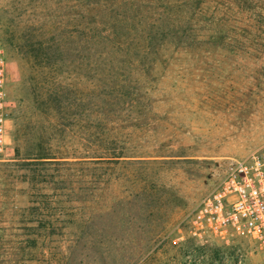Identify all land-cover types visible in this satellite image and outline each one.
Instances as JSON below:
<instances>
[{"label":"rangeland","instance_id":"obj_1","mask_svg":"<svg viewBox=\"0 0 264 264\" xmlns=\"http://www.w3.org/2000/svg\"><path fill=\"white\" fill-rule=\"evenodd\" d=\"M74 1L0 0L9 133L0 156V264H264L253 241L235 238L226 246L208 236L197 243L188 222L233 160L264 154V0H252L259 7L250 5L240 24H229L227 41L209 52L194 40L171 47V33L152 31L153 44H163L143 57V67L128 64L131 48L97 35L115 26V35L126 32L139 43L135 29L122 31L113 19L106 24L115 17L108 6ZM175 1L136 0L138 7L149 4L151 14L141 9L137 16L142 12L159 27H185L192 2L170 17L159 7ZM190 21L205 25L196 14ZM145 69L149 83L135 82ZM124 78L139 94L130 105L104 104L97 96L76 105L84 90L124 84ZM60 101L68 106L64 117ZM91 104L107 118L102 142L75 117L79 108L85 118ZM41 139L59 156L51 165L21 155ZM122 142L134 157L89 161L100 144Z\"/></svg>","mask_w":264,"mask_h":264},{"label":"trees","instance_id":"obj_2","mask_svg":"<svg viewBox=\"0 0 264 264\" xmlns=\"http://www.w3.org/2000/svg\"><path fill=\"white\" fill-rule=\"evenodd\" d=\"M86 0H75V5H88L90 6L93 2L94 4H97L100 9L101 5L103 8L105 6H108V8L112 9L114 11L115 17L113 16L108 17V21H106V24L109 23L110 20L117 21L122 27V31H133L135 29L136 34L138 37H140V41H137L139 43H134L133 38H129L125 36L126 32L121 34L120 36H117V30L115 31V26L111 27H105L104 29H101L97 35H100V38H103V40H106L108 42H111L113 45H121L123 49L125 48L129 51L131 48V60L128 61V64H136L143 67L145 63L143 62V57L146 58V56L150 55L152 52L155 53L156 50H154L157 47H161L163 42L161 43H155L153 44V40H155L154 35L152 34V31L154 34L160 35L161 37L163 33L167 30L170 35V43L171 47H179L180 43L182 41L187 40L188 42H193L192 40L197 42V44H205L207 45L205 50L203 51H211L208 46H213L220 44L221 42H226L228 37V26L229 24H240L242 22V16H248L249 13V7L250 5H254L255 7H259L258 2H255V4L252 3V0H178L175 1L173 4L170 3H163L159 4V7H162L166 14L169 16L172 14L171 12L175 9L177 11H183L185 8L188 7L189 3L192 2V16L197 15L200 20L205 23V25L200 24H192L191 19L192 16L189 18H186L189 22L185 25V27H181L179 29H174V27L171 26V24H162L160 27L158 25L148 24V22L145 21V19L148 18L147 16H144L142 12L138 15V12L141 9L147 10V13L150 14L149 11V4H140V7L137 6L136 0H89L87 3ZM96 1V2H95ZM156 0H149V2H153ZM159 1V0H158ZM148 3V2H147ZM101 4V5H100ZM161 5V6H160ZM144 7V8H143ZM191 11V12H192ZM170 17V16H169ZM106 17H104V20ZM130 19H136V24H128V21H131ZM175 21V20H173ZM124 24V25H123ZM154 27L158 28V30H154ZM165 27V28H162ZM94 26L87 27V30H89L90 33L89 36L94 37ZM161 28V29H159ZM104 34H103V32ZM139 31L140 34L137 33ZM147 31V32H146ZM120 32V31H119ZM167 34V33H165ZM125 37L127 40L122 42L121 40H117L119 37ZM163 36V37H167ZM158 37V38H159ZM112 38L114 40H112ZM167 38H164L166 40ZM198 39V40H195ZM199 47L198 45H196ZM187 48V47H186ZM164 49V48H163ZM43 53L47 56V59L49 58V46H46L42 49ZM134 50V52H133ZM54 67H57L59 65L58 62H53ZM52 64V65H53ZM147 73L146 69L143 71V74L137 78L135 82H142L143 85L146 83H149V80H147ZM124 84H116L110 87L101 88L99 90L91 89L87 92L85 90L80 93L79 96H76V100L78 103L76 105L82 106L83 102H85V99L90 98L91 100L97 97H101L100 101L104 104H107L109 102H112L113 100H121L123 103H127L130 105L131 103L135 102L136 96L139 95L138 92L132 91V87L127 86L131 81L129 79L124 78L121 80ZM42 94L47 95L49 93L48 84L47 86H43ZM55 92V91H54ZM58 95L59 93L56 92ZM145 94V93H143ZM148 98H144V100H147ZM62 101V100H61ZM59 102V105L57 106V112L58 115L61 114L63 117L65 113L67 112L68 106L67 103ZM76 107V106H75ZM85 108V105L83 106V109ZM100 107L94 106V104H91L87 108H85V111L87 114H85V118H81L82 113L79 110V108H76V116L77 119H83V121L86 122L87 125V133L90 134V138L93 136H98L99 141L102 142V133H104V130L106 131V122L107 118H100L98 113H100ZM41 112H44L45 110H40ZM62 118V117H60ZM62 128L65 127V124L61 126ZM13 135V141L14 143L20 138L19 130L16 131ZM44 139V138H43ZM39 140V143H37V146L32 151H36L35 153H32V151L27 153H22L21 155H29L24 156V159H31L36 158L38 163H35V165H51L54 158L59 157L56 155V153H51L49 151V148L46 146L47 142L45 140ZM113 139V138H112ZM116 140V139H115ZM111 143V142H110ZM101 150L99 152H95L93 155H89L91 159L95 160H89L92 163L100 164V163H109V164H116L118 161H126L124 160L127 157H134L135 155H128V152L126 151V146L123 144V142L117 146H102L100 144ZM19 152V149H17ZM98 153V154H97ZM61 157V156H60ZM63 164H69L70 161H64ZM123 163V162H122ZM43 177V176H41ZM42 179V178H41ZM40 179V180H41ZM43 181V180H42ZM82 228V225L80 226Z\"/></svg>","mask_w":264,"mask_h":264},{"label":"built area","instance_id":"obj_3","mask_svg":"<svg viewBox=\"0 0 264 264\" xmlns=\"http://www.w3.org/2000/svg\"><path fill=\"white\" fill-rule=\"evenodd\" d=\"M3 64L0 49V156L9 143ZM188 222L197 243L213 236L228 246L245 238L264 255V154L233 160L224 178L192 208Z\"/></svg>","mask_w":264,"mask_h":264}]
</instances>
